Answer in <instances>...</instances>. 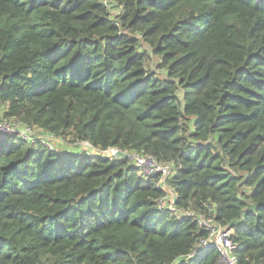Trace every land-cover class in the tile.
<instances>
[{
  "label": "trees",
  "instance_id": "trees-1",
  "mask_svg": "<svg viewBox=\"0 0 264 264\" xmlns=\"http://www.w3.org/2000/svg\"><path fill=\"white\" fill-rule=\"evenodd\" d=\"M0 116L48 135L0 133V264L216 263L159 176L49 137L170 164L176 208L264 264V0H0Z\"/></svg>",
  "mask_w": 264,
  "mask_h": 264
},
{
  "label": "built area",
  "instance_id": "built-area-1",
  "mask_svg": "<svg viewBox=\"0 0 264 264\" xmlns=\"http://www.w3.org/2000/svg\"><path fill=\"white\" fill-rule=\"evenodd\" d=\"M34 129L24 125L14 119H6L0 116V133L7 136H15L27 145H32L36 140L40 139L38 135L42 132L37 131V135L33 132ZM50 142L47 139H41ZM46 148L52 150L47 142L43 143ZM117 150L110 149L106 153H101L102 156L110 154V157L115 156ZM132 155V156H131ZM130 163L137 168L139 174L146 178L149 176H159L157 187L164 191V196L157 200V209L161 212L167 211L177 218L188 217L196 220L200 228L206 232V237L199 240L196 250H194L187 260L192 259L200 254L204 249L212 248L217 252V260L215 264H238V260L234 255L236 243L233 240L232 231L224 225L214 220V213L208 212V215L196 214L192 211L180 210L175 206L176 196L168 187L167 179L170 177L172 166L158 162L149 155L127 154Z\"/></svg>",
  "mask_w": 264,
  "mask_h": 264
},
{
  "label": "rangeland",
  "instance_id": "rangeland-1",
  "mask_svg": "<svg viewBox=\"0 0 264 264\" xmlns=\"http://www.w3.org/2000/svg\"><path fill=\"white\" fill-rule=\"evenodd\" d=\"M153 71H155L158 74V71L156 69H153ZM33 132L36 135L38 133L35 130H33ZM41 134H45V133H41ZM45 136H48V135L45 134ZM60 139L61 138L49 137L47 140H49L50 142H48L46 140H43V143L47 142L50 147H53V150L54 149H60V147H61L60 143H62L63 147L66 148L65 150L66 151L68 150L67 152H73V154H87V155H101L102 156V154L98 150L91 149V147L89 145H87V144L79 145L77 147L79 149L76 148L77 151H74L73 150L74 146L66 143L65 141L63 142ZM104 157H110V154H105ZM246 192H248V190H246Z\"/></svg>",
  "mask_w": 264,
  "mask_h": 264
},
{
  "label": "water",
  "instance_id": "water-1",
  "mask_svg": "<svg viewBox=\"0 0 264 264\" xmlns=\"http://www.w3.org/2000/svg\"><path fill=\"white\" fill-rule=\"evenodd\" d=\"M115 156L117 158L125 159V158H127V153H124V152H121V151H117Z\"/></svg>",
  "mask_w": 264,
  "mask_h": 264
},
{
  "label": "crops",
  "instance_id": "crops-1",
  "mask_svg": "<svg viewBox=\"0 0 264 264\" xmlns=\"http://www.w3.org/2000/svg\"><path fill=\"white\" fill-rule=\"evenodd\" d=\"M60 145H61L60 150H64V151H66V150H65L66 148L63 147L62 143H60ZM79 145H83V144H79ZM74 147H75V146H74ZM74 147H73V150H74V151H77V150H76L77 146H76V148H74ZM77 149H79V148H77ZM67 151H68V150H67Z\"/></svg>",
  "mask_w": 264,
  "mask_h": 264
}]
</instances>
